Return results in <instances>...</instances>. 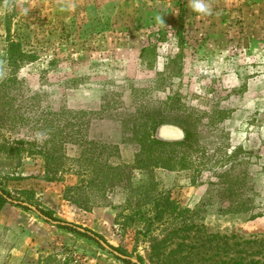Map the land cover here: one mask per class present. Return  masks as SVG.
<instances>
[{
	"label": "rangeland",
	"instance_id": "rangeland-1",
	"mask_svg": "<svg viewBox=\"0 0 264 264\" xmlns=\"http://www.w3.org/2000/svg\"><path fill=\"white\" fill-rule=\"evenodd\" d=\"M209 2L211 16L189 0H0L3 188L142 264H264V0ZM8 39L33 58L10 62ZM160 123L186 141L148 150ZM19 139L52 149L55 180L40 154L4 152ZM162 193L190 212L155 218ZM17 208L0 264H124Z\"/></svg>",
	"mask_w": 264,
	"mask_h": 264
},
{
	"label": "trees",
	"instance_id": "trees-1",
	"mask_svg": "<svg viewBox=\"0 0 264 264\" xmlns=\"http://www.w3.org/2000/svg\"><path fill=\"white\" fill-rule=\"evenodd\" d=\"M158 37L160 35V32L158 31L157 33ZM161 40L162 37H159ZM182 39L179 40V44L181 43ZM155 44L154 43H150L149 45L147 46H144L140 49V58H143L145 56V54H149L151 57H153V59H155L156 57V51H155ZM8 59L10 62L16 64L19 60H22L23 59H26V60H31L33 58V55H29L27 53H24L21 49H20V44L16 41H13L12 39H8ZM3 107L1 108L0 107V123L2 122H6V117L4 116L3 114ZM6 141V142H5ZM3 142V145H2V148L4 150V152L10 154V155H20V152H22L23 150H27L28 152H31V153H37V154H40L43 159L45 160V164H46V175L44 177V179L46 181H53L55 180L54 179V176H50L48 174V171H49V162L53 159V152H52V149L49 147V146H46L44 148H39V149H36L34 147H30V144L23 141L22 139H19V140H14V141H7L5 140ZM180 142H163V141H159V140H156L154 139V137H152L151 135H149L147 138H146V148L149 150V148H160V149H169L171 146L175 145V144H179ZM180 145V144H179ZM145 153V150L143 152L140 151V153H138V155H136V158H135V161L136 163H141L142 161L145 160V157L146 155H144ZM148 153V151L146 152ZM145 156V157H144ZM110 170L112 171H116L117 169V166H109L108 167ZM6 178L8 179H12L13 178V175L11 176H7ZM1 179V178H0ZM161 198V202H156L154 204V207H153V215L155 218H160L162 216L163 213L165 212H169V213H176L178 215H186L187 213L190 212V210L188 208H183V207H180L176 202H174L173 200H171L169 198L168 195H165L164 193L160 194ZM8 199H11V200H19L20 199L18 197H14V195L8 191L7 189L3 188L2 186V183L0 181V209L1 207L6 204V203H9V204H12V205H15V206H19V207H22L24 209H27V207L25 206H20L18 204H13L11 201H9ZM251 200V199H250ZM76 202V201H75ZM244 206V207H242ZM38 207V206H37ZM254 207L250 206L248 207V205L246 204V201H241V203L239 205L235 204L234 206L231 207V209H234V211L236 212H243V213H246L247 216L246 218H254L256 216H258L256 213L253 214L252 213V209ZM44 216L48 217L50 220H54V221H58L59 223L56 224L57 227L59 228H63V229H66L67 231L69 232H76L82 236H85L87 238H90V239H93L97 242L96 239H94L93 237H91L89 234H87L86 232H79L77 231L73 226H71L70 224H62L60 223L61 219L55 217V213L53 212L52 209H43V208H37ZM135 210V214H137L139 212V215L141 216L143 214V211L141 212L140 211V207L139 206H136L134 208ZM133 210V211H134ZM228 209L226 210H222L223 212L227 211ZM145 215L143 214V225H144V232L147 231L149 229V227L151 226V220L149 217H144ZM47 221V220H46ZM50 222V221H48ZM64 222V221H63ZM188 225V224H187ZM185 225V226H187ZM86 231H91L90 229H87L85 228ZM94 236L98 237L99 239H102L105 241V239L103 238L102 235H100L99 233H96V232H93L91 231ZM98 243V242H97ZM113 249L117 250L118 252L124 254V255H129V253L120 248V247H115L113 245H110ZM118 258V257H117ZM119 259V258H118ZM138 261H140L141 263H143V259L141 256H138ZM122 260V259H121ZM122 262L124 264H136V263H132L130 262L129 260H125L123 259Z\"/></svg>",
	"mask_w": 264,
	"mask_h": 264
},
{
	"label": "water",
	"instance_id": "water-1",
	"mask_svg": "<svg viewBox=\"0 0 264 264\" xmlns=\"http://www.w3.org/2000/svg\"><path fill=\"white\" fill-rule=\"evenodd\" d=\"M186 136H187L186 132L181 127L174 125L172 123H160V124H158L155 127L154 134H153L154 139L159 140V141H163V142H182ZM8 200L11 201L13 204H18L20 206H25L28 209H31L32 211H34L38 216H40L44 220L50 221L51 223H54V224L59 223L58 221L50 220L48 217L44 216L34 205H31L27 202H23V201H19V200H11V199H8ZM60 223L65 224V222H60ZM67 224H70V223H67ZM70 225L73 226L79 232H86L87 234H89L91 237L96 239L97 242L104 249H106L107 251H109L114 256L118 257L119 259H122V260L125 259V260H129L132 263L142 264L141 262L137 261L136 259H134L128 255H124V254L118 252L117 250L113 249L110 245L106 244L101 239L94 236L93 233L86 231L84 228L79 227V226L74 225V224H70Z\"/></svg>",
	"mask_w": 264,
	"mask_h": 264
},
{
	"label": "clouds",
	"instance_id": "clouds-1",
	"mask_svg": "<svg viewBox=\"0 0 264 264\" xmlns=\"http://www.w3.org/2000/svg\"><path fill=\"white\" fill-rule=\"evenodd\" d=\"M189 6L194 12L202 16L213 15L212 6L209 0H189ZM46 135L45 132H38L36 134L37 139L41 141L46 138Z\"/></svg>",
	"mask_w": 264,
	"mask_h": 264
},
{
	"label": "crops",
	"instance_id": "crops-1",
	"mask_svg": "<svg viewBox=\"0 0 264 264\" xmlns=\"http://www.w3.org/2000/svg\"><path fill=\"white\" fill-rule=\"evenodd\" d=\"M21 210L12 204L6 203L0 209V224L11 226L16 218L23 217ZM35 257V254H34Z\"/></svg>",
	"mask_w": 264,
	"mask_h": 264
},
{
	"label": "flooded vegetation",
	"instance_id": "flooded-vegetation-1",
	"mask_svg": "<svg viewBox=\"0 0 264 264\" xmlns=\"http://www.w3.org/2000/svg\"><path fill=\"white\" fill-rule=\"evenodd\" d=\"M188 133H187V131H186V135H187ZM186 139H187V137H185V139L183 140V141H186Z\"/></svg>",
	"mask_w": 264,
	"mask_h": 264
}]
</instances>
